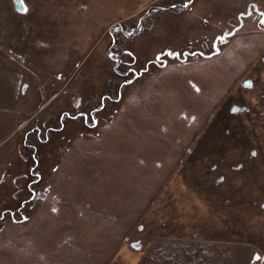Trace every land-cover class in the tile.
<instances>
[{"label":"rangeland","instance_id":"rangeland-1","mask_svg":"<svg viewBox=\"0 0 264 264\" xmlns=\"http://www.w3.org/2000/svg\"><path fill=\"white\" fill-rule=\"evenodd\" d=\"M0 264H264V0H0Z\"/></svg>","mask_w":264,"mask_h":264},{"label":"bare ground","instance_id":"bare-ground-1","mask_svg":"<svg viewBox=\"0 0 264 264\" xmlns=\"http://www.w3.org/2000/svg\"><path fill=\"white\" fill-rule=\"evenodd\" d=\"M32 18H33V17H32ZM33 20H34V19H27L26 22H27V21H28V22H27V23H23V24H22V28H23V29H32L33 26H34V25H33ZM37 29H38V27L36 26L35 30H37ZM17 30H18V28H17ZM27 32H28V30L25 31V33H27ZM29 33H30V32H29ZM26 36L34 37V36H32L31 34H27ZM31 37H30V38H31ZM35 37H36V36H35Z\"/></svg>","mask_w":264,"mask_h":264},{"label":"snow or ice","instance_id":"snow-or-ice-1","mask_svg":"<svg viewBox=\"0 0 264 264\" xmlns=\"http://www.w3.org/2000/svg\"><path fill=\"white\" fill-rule=\"evenodd\" d=\"M16 2L22 6L23 3H24V0H16ZM19 10H20V11H26V8L21 7ZM163 55H164V54H162L161 56H158V57H157V60L162 59V56H163ZM166 55H170V56H179L180 54H179V53H171V52H169V53H167ZM247 86H250V82L247 84ZM54 211H55V209H54Z\"/></svg>","mask_w":264,"mask_h":264},{"label":"trees","instance_id":"trees-1","mask_svg":"<svg viewBox=\"0 0 264 264\" xmlns=\"http://www.w3.org/2000/svg\"><path fill=\"white\" fill-rule=\"evenodd\" d=\"M157 57H158V56H157ZM156 59H157V58H156ZM155 63H156L157 66L161 65V64H162V59L157 60ZM120 70H123L122 73H123V72L125 73V72L127 71V70H126V67L123 68V69H120ZM120 70H119V71H120Z\"/></svg>","mask_w":264,"mask_h":264}]
</instances>
